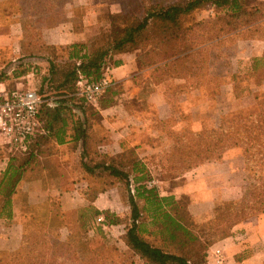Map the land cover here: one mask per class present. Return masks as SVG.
<instances>
[{"label": "rangeland", "instance_id": "1", "mask_svg": "<svg viewBox=\"0 0 264 264\" xmlns=\"http://www.w3.org/2000/svg\"><path fill=\"white\" fill-rule=\"evenodd\" d=\"M53 1L52 6L45 4V0H9L7 3L4 13L14 17L15 20L1 21L0 19V26L9 28L4 31L0 30V34L3 33L2 36L0 35V79L2 80L1 85L5 86L1 90L36 93L42 101L40 108L42 107L41 118L43 121H45V106L48 107L47 105L54 107L53 105L60 101H69L74 111L79 113L77 107L84 102L90 107L88 114H93L90 119L92 124L96 125L94 128L97 132L96 138H100L103 131L99 130L97 126L98 117L94 114L93 109L97 108L101 101L109 99L107 92L113 88V83L100 97L96 106L87 104L80 98L77 88L73 93L60 94L54 91L53 87L45 81L46 77L49 76L48 59L53 61L54 65L62 66L77 61H69V55L73 50H70L68 45L56 47L49 44L54 42L52 39V36L54 37L53 30L60 26L65 32L80 34L84 37V40L80 43H83L86 46V52L90 53L92 50L104 45L108 40H112L111 35L115 29L123 27L129 20L141 19L146 8L151 7V5H169L173 3V0ZM240 2L248 12L251 13L253 9H260L262 15L252 23L238 27L232 32L224 33L217 40H208L209 29L191 32L189 41L193 43L194 48L189 54H192V57L190 60L180 62L172 67L183 72L186 70L191 71L193 76L190 80L191 83L201 86L204 98L209 104V110H204L202 114L203 124L198 132H191L187 129L173 136L174 140L181 139L182 144L178 143L180 152L179 157L175 159L177 171L172 172V175L176 178H180L184 174L182 170L186 168V164L202 162V155L206 149L204 142L205 137L208 136L207 134L216 131L220 127H232L240 119L245 120L256 114L255 98L264 95V92H256L257 87L264 85V69H261L264 65L259 64L260 70L258 73L261 75V79H258L256 76L249 74L246 57L241 56L248 51L247 42L258 41L264 44V0H243ZM223 15L222 11H214L210 7H205L188 17L184 22V26L188 27L201 22L218 23L217 19L223 18ZM15 21L18 22L17 25ZM222 25L223 22L219 23V26ZM50 37L51 39H49ZM50 40L51 42H49ZM154 44L155 41L143 44L134 55L136 58L140 57ZM194 52L196 53L193 54ZM111 58L113 61L117 60V57L112 56ZM237 64L239 69L235 72ZM233 75L236 76L235 79L231 78ZM169 81L171 80L165 77L163 82H168V89L173 94L179 86H175ZM52 107L48 108L52 109ZM182 118L185 121L190 120L189 115L185 116L183 114ZM51 145V142L41 141L35 147L40 152L30 164L28 170L24 171L22 180L26 178L29 183L32 182L30 179H35L36 183L39 182L40 179L36 178L33 168L41 167V164L45 163V149L53 151ZM66 147L72 155L73 160L71 163L74 168V176H72L73 190L66 189L65 191L66 210H62L61 201L57 198V195L49 198L46 203L44 201L43 204L33 205L26 192L27 189L20 190L21 180L16 187L12 200L14 196L19 195L16 208L19 209L22 232L19 245L11 254L18 251L25 237L31 244L35 240L44 242L45 239L40 237H45L46 232L53 243H61L70 247L74 255L70 252L67 253L66 257L72 256L73 259L70 258L71 261L60 260L66 264H78L96 255L106 256V252L111 253L107 261L108 264H143L132 257L123 241L130 224L128 221L130 211L127 192L122 186L108 179L101 169L95 170L93 176L86 174L83 166L93 168L95 164L103 161L95 155L98 152L94 147L91 148L92 152L88 158L81 155V152L77 153L79 148L74 146L73 143H67ZM0 155L2 157L24 159L21 156L24 153L11 149L2 137H0ZM185 155L187 157H184ZM197 155H199L198 158H196ZM22 160L18 163L19 165ZM202 165L227 168L229 169L227 171L236 174L237 180L240 179L241 192L239 198L220 204L216 208V215L221 210L229 209L246 194L252 173L248 170L251 163L247 161L243 149L227 150L219 161L202 163ZM37 170L39 171V168ZM214 186L217 188L216 184H209L207 187L211 189V187L215 188ZM28 190L35 192L37 189L31 186ZM84 193L87 194L86 198L95 194V200L90 204L89 200L85 199ZM1 201L0 198V208ZM188 201L187 198H182L177 207V211L184 216L185 213L187 215ZM13 208L14 205L11 203L10 210L6 209L4 214L11 211L10 213L13 215ZM91 209L100 214L93 216L90 212ZM107 216L109 221L114 220L115 222L112 224L107 223ZM100 217L104 219L102 224L97 222ZM185 220L187 228L202 237H205L210 224L213 222L211 220L196 224L190 216H185ZM0 223L5 224L4 228L0 229V234H4L9 222L0 219ZM144 224L145 229L150 232V236L143 235L145 240L163 251L178 254L177 248L168 243L166 237L160 235L156 227L151 226L148 221ZM103 227L106 229H103ZM7 258L2 256L0 260L7 261Z\"/></svg>", "mask_w": 264, "mask_h": 264}, {"label": "trees", "instance_id": "2", "mask_svg": "<svg viewBox=\"0 0 264 264\" xmlns=\"http://www.w3.org/2000/svg\"><path fill=\"white\" fill-rule=\"evenodd\" d=\"M240 1L243 0H173V3L169 5H151L143 11L141 19L129 20L123 27L115 29L111 35L112 40H108L90 53L86 52V46L83 43L70 45L68 48L73 52L68 59L77 62L62 66L54 65L53 61L48 59L49 76L45 81L60 94L73 93L76 91V84L80 78L87 83H97L107 75L110 69L121 64L120 56L135 54L143 44L155 41V44L147 52L136 58L138 69L154 68L156 83H163L166 77L169 80L186 81L191 90L199 89L201 86L193 85L190 81L193 77L191 71L186 70L187 73H185L172 67L180 62L190 60L192 57V54H189L194 48L193 43L189 41L191 32L209 29L208 40H217L224 33L232 32L238 27L252 23L262 15L260 9L248 12L240 4ZM45 4L52 6L54 1L45 0ZM205 7H210L214 11H222L223 18H218V23L201 22L188 27L184 26L188 17ZM221 22L223 25L219 26ZM112 56L117 57V60L113 61ZM260 63L264 65V58L253 60L251 68L248 70L251 76H256L258 79H261V75L258 73ZM261 69H264V66ZM235 77L233 75L231 78L235 79ZM1 82L0 79V85ZM117 91V87L109 89L107 92L109 99L114 97ZM109 99H105L101 103L106 105L110 103ZM255 105L256 114L245 120L240 119L232 127H220L207 134L202 162L186 164V168L182 170L186 172L202 165V163L219 161L225 151L239 148L243 149L247 161L251 163L248 170L252 173V178L246 194L229 209L218 212L205 237L196 235L187 228L185 216L189 215L185 213L184 216L177 211L179 201H175L173 197L161 198L155 188L148 187L151 177L135 157L106 158L96 153L95 155L103 161L95 164L93 168L83 166L89 176H93L95 170L101 169L108 179L121 185L127 192L130 224L123 241L133 258L143 264H205L206 251L211 244L227 238L233 226L249 218L264 215V95L255 98ZM53 106L52 109L45 106V121L41 118L42 107L39 109L38 121L41 129L30 138L27 153L21 155L24 159L7 157L6 169L0 175V198L2 200L0 219L9 222L8 224L12 220V214L11 211H7L5 214L4 212L6 209L10 210L16 187L22 180L24 171L28 170L30 164L38 156L40 151L35 147L41 141H45V143L55 141L58 145L67 144L69 129L71 132L70 142L76 147L80 145L81 155L88 158L92 152L91 148L94 145L87 135V124L93 115L88 114L90 107L84 102L80 103L77 109L81 116L80 114L78 116L69 101H60ZM94 114L96 115V113ZM175 141L176 145L171 150V154L164 159L169 165L166 172L161 174V178L164 180L176 178L172 172L177 171L175 159L179 157L180 146L178 143L181 144V139ZM198 157L199 155L196 156V158ZM20 160L22 162L19 165ZM130 185H133V190L129 189ZM83 195L90 204L96 196L93 194L86 198L87 194ZM90 212L93 216L100 214L93 210ZM106 220L109 224L115 222L114 220L109 221L108 216ZM146 221L156 227L158 233L166 237L168 243L177 248L178 254L163 251L144 239V234L150 236V232L144 226ZM40 238H44V242L35 240L32 244L29 243L27 237L23 238L20 248L14 254L0 252L1 257H8L7 261L0 260V264H66L60 260L71 261L73 259L72 256L66 257L67 253L71 252L69 246L53 243L46 232L45 237ZM106 253V256L96 255L78 264H108L107 261L111 253Z\"/></svg>", "mask_w": 264, "mask_h": 264}, {"label": "crops", "instance_id": "3", "mask_svg": "<svg viewBox=\"0 0 264 264\" xmlns=\"http://www.w3.org/2000/svg\"><path fill=\"white\" fill-rule=\"evenodd\" d=\"M8 2L9 0H0L1 21L15 20L4 13ZM8 29L6 26H0L2 31ZM53 31L54 42L49 44L56 47L70 46L84 40L80 34L65 32L60 26ZM246 44L248 51L241 53V56L246 57L250 70L253 60L264 58V44L258 41ZM119 60L121 64L107 73L113 87H117V94L108 100L110 103H100L93 109L98 117L97 126L103 131L102 137L96 138V125H93L91 120L87 124V135L93 147L99 155L106 158L135 157L151 177L148 187L155 188L159 197H173L177 202L187 198V213L196 224L214 220L216 208L220 204L237 200L240 196L241 183L235 173L221 166L201 165L184 172L180 178H161V174L165 173L169 166L164 159L176 145L173 136L187 129L198 132L202 127V114L204 110H209L202 88L191 90L186 81L171 80L169 83L179 86L171 94L168 82H155L154 68L138 69L134 54L122 55ZM237 69L238 64L235 72ZM4 87L0 85V90ZM256 92H264V85L257 87ZM77 114L81 116V113ZM183 114L189 115L190 120L185 121ZM70 136L69 131L66 139L68 143L71 141ZM51 143L53 151L45 149V157L41 156L45 158V163H42L41 167L33 168L36 178L40 179L39 182L30 179L32 182L28 183L25 178L21 181L20 190L27 189L33 205L43 204L44 201L46 203L49 198L57 195L62 210L65 211V191L73 190V158L66 147L67 144L58 145L55 141ZM77 148V153H80V145ZM6 159V156L0 155V175L6 169ZM209 184H216L217 188L214 186L215 188L209 189ZM31 186L37 190L30 192L28 189ZM129 189L133 190V185H130ZM18 196H14L12 200L14 208L11 225L8 224L6 232L0 234V252L11 253L19 245L22 223L19 209L16 208ZM3 226L5 224L0 223V229H3ZM205 264H264V215L249 218L233 226L227 238L211 244L206 251Z\"/></svg>", "mask_w": 264, "mask_h": 264}, {"label": "built area", "instance_id": "4", "mask_svg": "<svg viewBox=\"0 0 264 264\" xmlns=\"http://www.w3.org/2000/svg\"><path fill=\"white\" fill-rule=\"evenodd\" d=\"M76 86L78 96L87 104L96 106L100 97L112 86V81L107 75L97 83H87L80 78ZM41 104V98L34 92L0 90V137L11 149L27 152L30 138L41 129L38 121ZM97 222L102 224L104 219L100 217Z\"/></svg>", "mask_w": 264, "mask_h": 264}]
</instances>
